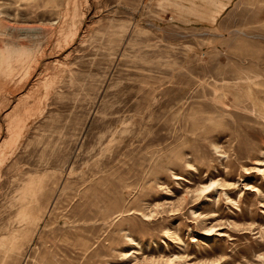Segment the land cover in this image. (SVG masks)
I'll return each mask as SVG.
<instances>
[{
  "label": "rangeland",
  "instance_id": "374dc122",
  "mask_svg": "<svg viewBox=\"0 0 264 264\" xmlns=\"http://www.w3.org/2000/svg\"><path fill=\"white\" fill-rule=\"evenodd\" d=\"M0 264H264V0H0Z\"/></svg>",
  "mask_w": 264,
  "mask_h": 264
}]
</instances>
